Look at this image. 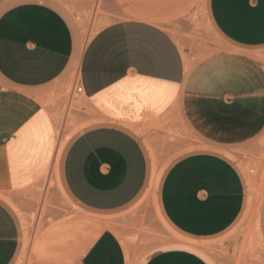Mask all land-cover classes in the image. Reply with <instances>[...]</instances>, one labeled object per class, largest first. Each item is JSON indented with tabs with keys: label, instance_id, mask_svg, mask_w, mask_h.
Here are the masks:
<instances>
[{
	"label": "crops",
	"instance_id": "0c3cea01",
	"mask_svg": "<svg viewBox=\"0 0 264 264\" xmlns=\"http://www.w3.org/2000/svg\"><path fill=\"white\" fill-rule=\"evenodd\" d=\"M206 12L223 47L187 64L148 19L113 23L84 44L53 0L0 1V195L34 184L50 166L56 134L46 103L75 73L89 124L61 150V192L91 216L126 211L153 173L134 130L176 114L206 148L159 177L158 216L176 236L134 264H215L199 242L226 233L246 204L245 180L224 153L264 134V0H207ZM1 199L10 204L0 196V264H12L21 232ZM259 231L264 250V199ZM81 253L76 264L131 260L109 230Z\"/></svg>",
	"mask_w": 264,
	"mask_h": 264
},
{
	"label": "rangeland",
	"instance_id": "374dc122",
	"mask_svg": "<svg viewBox=\"0 0 264 264\" xmlns=\"http://www.w3.org/2000/svg\"><path fill=\"white\" fill-rule=\"evenodd\" d=\"M206 1L53 0L56 8L78 30L82 43L113 23L148 19L149 23L160 26L172 36L183 59L186 55L187 64L223 47L209 25ZM75 78L74 73L69 83L50 94L46 103L52 109L56 141L70 135L73 137L89 124L81 121V108L85 107L81 96L73 100L82 103L81 107L68 106ZM85 114L90 115L91 112L86 110ZM170 118L134 130L146 152L149 174L154 165L160 172V180L176 159L206 148L189 134L176 114H170ZM224 155L236 165L245 180L246 204L238 221L226 233L199 243L215 264H264L259 231V211L264 199V134L248 149L232 150ZM60 160L61 157L57 163L58 170ZM52 165L53 162L34 184L0 195L10 203L1 199L16 217L21 232L18 254L12 264H76L82 250L85 251L91 240L105 230L113 232L120 242H126L134 264L141 255L176 236L158 216V189L150 194L145 190L130 208L118 215L91 216L81 211L56 187ZM152 194L154 196L151 197ZM58 227L67 228L70 239L65 243H53L42 256L37 249L38 240Z\"/></svg>",
	"mask_w": 264,
	"mask_h": 264
},
{
	"label": "bare ground",
	"instance_id": "6f19581e",
	"mask_svg": "<svg viewBox=\"0 0 264 264\" xmlns=\"http://www.w3.org/2000/svg\"><path fill=\"white\" fill-rule=\"evenodd\" d=\"M81 24V23H80ZM86 25V24H85ZM99 28V27H98ZM84 32V31H83ZM82 32V33H83ZM88 33V32H87ZM85 40V39H83ZM90 39L88 38L86 40V43H88ZM186 55H184V60L185 62L187 63V59L185 58ZM70 107L73 106V107H76V106H80V103L79 102H76V101H73V104L70 103L69 105ZM81 107V106H80ZM71 109V108H70ZM74 110V109H73ZM57 121V119L55 120ZM79 129V128H78ZM77 129V130H78ZM62 131V130H61ZM76 131V130H75ZM71 136V135H70ZM70 136H67L64 140H58L56 141V148H55V153H54V159H52V162H53V170L55 171V184H56V187L59 188L60 190V187H59V184H58V177H57V163H58V159H59V155L61 153V150L64 146V144L66 143V141L68 140V138ZM59 137V136H58ZM156 155V154H155ZM156 158V157H155ZM54 160V161H53ZM158 160V159H156ZM51 169V167H50ZM160 177V172L157 171V169L154 167L153 165V173H152V178H151V181H150V184H149V188L146 192V194H150L151 192H154L155 193V190H156V186H157V182H158V179ZM54 182V181H53ZM61 191V190H60ZM62 193V192H61ZM154 196L153 194L151 195V197ZM145 197H148V196H145ZM144 197V198H145ZM154 198V197H153ZM147 199V198H146ZM148 200V199H147ZM154 200V199H153ZM256 211V210H255ZM247 216V215H246ZM256 217V216H255ZM84 229V227H83ZM70 233L68 232V229H64L63 227H58V228H55L53 229V232L51 234H48V235H45L44 237H42L40 240H38L37 242V249L39 250V253L44 256L46 254V250L47 248L50 246V245H53V243L57 244V243H65L67 242L69 239H70ZM52 236H54L55 238H52ZM98 236V234L91 240V242ZM90 242V243H91ZM25 258V257H24ZM21 262V261H20ZM128 264H132L131 260L128 258Z\"/></svg>",
	"mask_w": 264,
	"mask_h": 264
},
{
	"label": "built area",
	"instance_id": "2783aa9c",
	"mask_svg": "<svg viewBox=\"0 0 264 264\" xmlns=\"http://www.w3.org/2000/svg\"><path fill=\"white\" fill-rule=\"evenodd\" d=\"M81 95H83L82 87L80 86V84L78 83V81L75 80L73 82L72 89H71V93H70L69 105H70V102H72L73 100H75V98H77V97H79Z\"/></svg>",
	"mask_w": 264,
	"mask_h": 264
}]
</instances>
